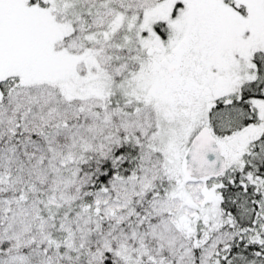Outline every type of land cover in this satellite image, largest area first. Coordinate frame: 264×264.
<instances>
[{"label":"snow or ice","instance_id":"snow-or-ice-1","mask_svg":"<svg viewBox=\"0 0 264 264\" xmlns=\"http://www.w3.org/2000/svg\"><path fill=\"white\" fill-rule=\"evenodd\" d=\"M0 264H264V0H0Z\"/></svg>","mask_w":264,"mask_h":264}]
</instances>
